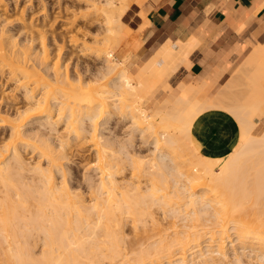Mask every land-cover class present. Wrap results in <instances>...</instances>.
Returning <instances> with one entry per match:
<instances>
[{
    "label": "bare ground",
    "instance_id": "1",
    "mask_svg": "<svg viewBox=\"0 0 264 264\" xmlns=\"http://www.w3.org/2000/svg\"><path fill=\"white\" fill-rule=\"evenodd\" d=\"M17 1L0 0V82L11 84L0 94V130L7 138L0 145V264H242L243 253L234 250L230 259L225 249L232 237L254 247L264 263V131L254 133L264 118V46L253 48L214 96L200 101L191 92L199 88L180 84L176 94L146 109L140 100L191 46L165 41L136 74L115 59L121 43L116 31L134 29L143 16L141 0H87L74 10L66 5L72 13L64 18L67 30L82 19L106 29L102 77L109 81L92 78L99 87L86 79L85 86L80 69L73 84L60 54L65 44L51 55L45 4L40 19L29 7L43 0ZM100 33L94 32L97 41ZM87 34L80 26L70 34L82 54ZM110 103L114 109L130 106L128 122L142 132L151 130L154 151L121 157L108 150V139H101L93 122ZM210 110L227 112L238 128L236 144L222 155L205 152L198 139V119ZM68 128L74 132L71 140ZM86 141L95 151L96 173L89 175L87 167L75 186L67 162ZM26 150L35 152L32 165ZM125 159L135 171L146 172L145 187L124 180ZM156 203L173 224L164 226L153 216ZM183 215L191 222L181 226ZM127 219L133 230L128 238L123 234ZM147 223L153 226H143Z\"/></svg>",
    "mask_w": 264,
    "mask_h": 264
},
{
    "label": "crops",
    "instance_id": "2",
    "mask_svg": "<svg viewBox=\"0 0 264 264\" xmlns=\"http://www.w3.org/2000/svg\"><path fill=\"white\" fill-rule=\"evenodd\" d=\"M140 9L142 18L114 52L130 71L134 69L131 73L136 74L165 41L191 46L187 57L156 83L151 102L176 94L180 84H195L210 96L209 87L227 78L249 43L256 45L254 49L264 46V0H142ZM198 122L197 138L210 155L225 154L236 144L238 128L227 112L206 111Z\"/></svg>",
    "mask_w": 264,
    "mask_h": 264
},
{
    "label": "rangeland",
    "instance_id": "3",
    "mask_svg": "<svg viewBox=\"0 0 264 264\" xmlns=\"http://www.w3.org/2000/svg\"><path fill=\"white\" fill-rule=\"evenodd\" d=\"M8 1L14 3L15 0L14 1L13 0H8ZM19 2L22 3V4H24V3L27 4L26 0H19V1H17V4H20ZM36 2H33L32 6L28 5L29 7H32L31 8L32 14L36 12L33 15L34 16L38 15L36 17H38L40 19L41 14H43V13H40V12H42L41 8H42L43 4H45L44 5V7H45L44 9H45L46 12L45 11L44 12L46 14L48 13V15H47L48 24L52 25L51 27H49L48 24L45 25V28L47 29V36H48L47 39H46L47 48H49V51H51V55L53 57L56 56L55 50L57 51V48H58L57 46H60L62 44L64 46V44H65V46L63 48L64 50L62 49L63 52L61 50L60 54H61L62 58L64 56L66 57V58L65 57L64 58L67 60L66 62L68 63V66H69L68 69L70 70L69 71L70 72L69 74L71 76L70 78L74 79V80L71 79L72 82L74 81L73 84L77 83V81H76L77 78L76 77L78 76L77 74H78L79 71L83 73L82 77L84 75V77H83V84L84 85H85V83H84L85 79H86L85 82L87 81V83H89L90 85H95L97 87H99V84H98L99 81H102L103 83H107L109 81L107 76L106 77H102L103 76L102 61L104 60V58L106 56V51L108 50V47L105 45V41L106 40H103V38L105 37L106 29H104L103 26L100 25V24L91 25L89 23V21H87L86 19L85 20L84 19L79 20L78 23L76 22L74 24V27H73L72 31H69V30H67L66 27H64V25L66 24L65 23L66 22L65 19L69 18L70 16H72V13L67 11V6L69 7L68 8L69 10H74L75 8H79V7L83 8L84 6H86L87 0H79V1L78 0H59V1L58 0H43L42 2H45V3L39 2V4H38V2L37 3ZM141 4H142V0H141ZM97 5L100 8H102V2H97ZM56 16H57V18H56ZM38 26H41V23H39ZM78 26H80L81 30L83 28V31L85 30L88 33L87 37H86V49L84 50V52H87L86 54H82L80 52V50H79V46H81L80 43H78V47H76V48L73 47V45L71 43L73 36H70V34L72 35L73 32H75V28H77ZM132 30L133 29H131L130 31H128V30H126L124 28L123 29H119L118 31H116L115 37L118 40H121V43H122L125 40V38L127 37V35ZM70 32H72V33H70ZM94 32H101L99 35H97L100 38L99 41H97L95 39L96 35L94 34ZM79 36H81V35H79ZM15 38L17 40L21 39L20 36H17ZM120 44L115 48V50L120 46ZM248 46L249 47L246 49V53H245L244 57L239 59V60H237V62H235L229 68V71H228V74H227V78L225 80L221 81V83L218 84L216 87H209V92L212 95L206 96V95L202 94L203 88L194 84L197 88H199V91L195 87H193V88H191V92L193 94H197V99L198 100L204 101L203 100L204 98H209V97L214 96L223 87V85L231 78V76L235 73L236 69L241 65L242 61L247 57V55L250 53V51L256 45L253 44V43H249ZM96 48H100L101 49L100 52H99L100 56H97ZM115 50L113 51V56H114ZM64 52H66V53H64ZM53 53H55V55ZM114 58H115V56H114ZM65 59H61V60H63L62 62H64ZM115 59H117V58H115ZM120 61H123L126 64V60L125 59L124 60H120ZM73 70H75L76 72H73ZM71 74H73V75L75 74L74 77H72ZM92 78H94L93 80H98V79H100V80L95 82V81L92 80ZM95 78H97V79H95ZM88 79L91 82H89ZM88 85H87V87H88ZM155 85H156V83H155ZM155 85L152 86V88L149 91H147L146 94L143 96V98L140 100V105L142 107L146 108V109L152 108L153 105L155 104V101L151 102V97L152 96L150 95L152 90H153V88L155 87ZM10 88H11V84L10 83H5L4 84L2 81L0 82V94L8 92V90H10ZM107 88H109V87H107ZM164 90H168L167 87H165ZM240 90H242L241 86L239 88V92H240ZM105 94H107V96H108V95H110L112 93L110 92V93H105ZM159 102L162 103L163 101H157V103H159ZM107 107H108L107 109L104 108L102 110V113L99 116L98 120L97 121L95 120L96 122H93V123H95V126L97 128V132H98L99 136H101V139L102 140H107L108 139V142L105 141V143L106 142L108 143L107 144L108 145V150H111V149L115 150L116 149L115 152H119V153H116V156H118V154H119V156L122 155L121 157H125V155H129V156L130 155L131 156L134 155L135 157H137V156L140 157L141 155L146 154L149 151L151 152V150L154 149L153 142H152L153 135L151 133V130H146V131L142 132L140 128H138L137 126H135L132 123L128 122L129 121L128 120V110L130 108V106L128 104L123 103L121 105V109H114L113 106L111 105V103ZM29 126H26L25 128H27ZM69 129L70 128H68V131H69ZM262 131H264V118L258 119L257 125H256V127L254 129V133L255 134H260ZM73 133L74 132L71 131V130L69 132L66 131L65 132L66 138H69V140H71L73 138V136H74ZM6 140H7L6 135L2 134L1 130H0V145H3ZM120 144H121V147H120ZM122 144H123L124 147H122ZM22 145H24V144H22ZM117 149H118V151H117ZM27 151L28 150H26V152ZM94 152L95 151L92 149L91 144L88 141H86L85 145L83 146V148L80 151V154L79 155H73V156H71L70 160H68V162H67L68 163L67 167L69 168L68 169V173L70 172L68 179L71 180V182H73V184L75 186H78L77 184H80L81 179H82L81 178L82 177L81 174L84 173V171L86 170L87 167L90 169V170H87V173L89 175L90 174L95 175L96 172L94 173V171H95L94 170V162H95ZM35 156H36L35 152L34 153H32V152L25 153V157H27L25 159H27L26 161H28L30 165L33 164V162L35 160ZM165 157H164L165 161L166 160L168 162L171 161L169 159V157H171V156L168 157V156L165 155ZM126 160L127 159H125V161ZM126 164H127V166H125V169H123V170L121 169L122 170V175L125 178L124 180H130V182L133 181L132 183H134V182L138 183L140 181V183H141L140 185L141 186L143 185V187H145L146 186L145 183L147 181L144 182V180H142V178H143V176L145 177V173L146 172H144V171L147 168L145 169L144 167L147 166V165H145V164H144V166L142 165V169L141 170L143 171V168H144L145 169L143 171L144 173H139L140 170L138 172L135 171V169L130 166L128 161H126ZM122 165H123V163H122ZM88 171H90V172H88ZM68 173H67V176H68ZM85 173H86V171H85ZM120 175H121V173H120ZM120 175H119L120 178L118 177V180L119 179L121 180V176L122 175L121 176ZM146 176L148 177V174ZM123 177H122V179H123ZM169 177H171V176H169ZM172 179L169 180V181H173ZM137 183H134V184H137ZM180 183H182V182H180ZM261 201L264 202V199H262ZM152 209H153L152 210L153 211L152 212L153 216L156 219L158 217V219L161 222H163L164 226H165V224L167 225L169 223L170 224L172 223V221H171L172 219L170 217V214L169 213H165V211H163L162 207H160V205L158 206V203L154 204ZM185 211L182 210V212H185ZM183 214L187 215V213H183ZM189 217H190V215H187L188 219H189ZM187 218H186V216L183 215L180 219H178L180 222L177 221V224L180 223V225L181 224L183 225V223H187L188 221L191 222V220H187ZM169 221H171V222H169ZM202 221H204V220H202ZM148 222H149V220H148ZM138 223H139L138 228L140 229L142 227L141 226V222H138ZM147 224L149 226L146 225V224L145 225L142 224V225L147 227V228H150V227L153 226V225L150 226L151 223H147ZM147 228H144V230L147 229ZM141 229H143V228H141ZM123 230H124L123 234H125L124 237L125 236L127 238L131 237L133 230H132L131 224L128 221V219L125 221V224L123 225ZM146 232H150V231L149 230L145 231L143 234H145ZM231 239H232V241H230L229 238L227 239L226 246H225V249L227 248L226 250H227L228 254H230L229 255L230 259H232V256H234L233 251L236 250V251H238V253H243L241 257L243 259L242 262L244 264H251V263H253V264H264V263H262V261L260 259L256 258L257 256L252 252V251H254V247L249 246V245H244L245 246L244 247L234 237H232ZM39 241H41V240H39ZM39 243L34 246V251L37 254H38V251L41 249V246H40L41 243L40 244ZM231 243H235L234 247L230 246ZM247 260L251 261V262L249 263ZM232 262H233V260H230V261H228L225 264H234V263L236 264V262H234V263H232Z\"/></svg>",
    "mask_w": 264,
    "mask_h": 264
}]
</instances>
